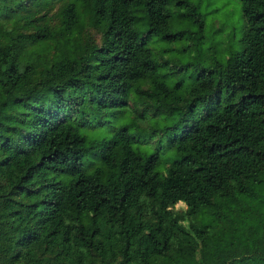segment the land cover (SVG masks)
Segmentation results:
<instances>
[{
	"label": "trees",
	"instance_id": "16d2710c",
	"mask_svg": "<svg viewBox=\"0 0 264 264\" xmlns=\"http://www.w3.org/2000/svg\"><path fill=\"white\" fill-rule=\"evenodd\" d=\"M240 1L241 49L184 84L149 41L184 33L170 4L201 31L190 0H60L56 23L0 0V264H264V0ZM86 105L167 122L88 140Z\"/></svg>",
	"mask_w": 264,
	"mask_h": 264
},
{
	"label": "rangeland",
	"instance_id": "374dc122",
	"mask_svg": "<svg viewBox=\"0 0 264 264\" xmlns=\"http://www.w3.org/2000/svg\"><path fill=\"white\" fill-rule=\"evenodd\" d=\"M190 1L199 6L203 19L201 31H199L197 21L180 14L183 8L180 9L175 4H170L171 30L185 29L184 33L171 41L160 39L157 36L151 37L149 41V45L155 51V57L160 62L158 71L164 75L168 83L182 80L184 84H188L202 68L210 67L214 60H223L230 53L242 47L241 38L246 21L240 0ZM60 5V0H55L49 8V22L58 21L57 13ZM83 36L84 38L91 37L95 42H99L101 32L95 26H86L83 29ZM148 112L150 111H146L145 114ZM79 121L82 123L81 130L88 140L103 136L109 137L116 127L127 124L136 136L135 145L148 144L151 147L158 144V142L156 144V139L160 134V131L154 132V127H162L167 122L162 116L154 117L147 114L145 117L138 116L130 105L102 111L86 105ZM169 153L170 151L164 147L162 161L158 166L162 172L169 163ZM93 162L89 161L90 168ZM262 192L264 195V189ZM257 206L264 216V196ZM185 207L186 204L183 201H178L172 206L173 210L178 212H183Z\"/></svg>",
	"mask_w": 264,
	"mask_h": 264
}]
</instances>
